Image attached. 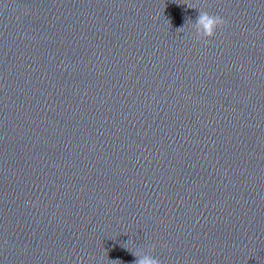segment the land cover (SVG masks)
<instances>
[{"label":"clouds","instance_id":"obj_1","mask_svg":"<svg viewBox=\"0 0 264 264\" xmlns=\"http://www.w3.org/2000/svg\"><path fill=\"white\" fill-rule=\"evenodd\" d=\"M226 23L227 22L219 15L199 10V15L197 16L194 24H192V27L196 29L198 40H201V38L210 39L216 35L218 29L222 30L226 26ZM183 28L184 27L178 30H182ZM150 251H154V246L150 248ZM132 254L136 257L133 264H161V261L158 258L145 253L143 249H138Z\"/></svg>","mask_w":264,"mask_h":264}]
</instances>
